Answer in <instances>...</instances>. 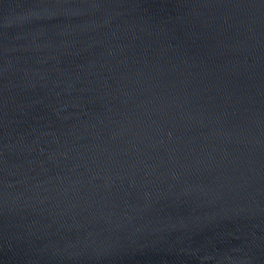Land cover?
Segmentation results:
<instances>
[{
	"label": "water",
	"instance_id": "1",
	"mask_svg": "<svg viewBox=\"0 0 264 264\" xmlns=\"http://www.w3.org/2000/svg\"><path fill=\"white\" fill-rule=\"evenodd\" d=\"M0 264H264V0H0Z\"/></svg>",
	"mask_w": 264,
	"mask_h": 264
}]
</instances>
